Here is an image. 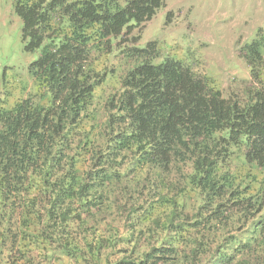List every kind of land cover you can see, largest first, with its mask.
Wrapping results in <instances>:
<instances>
[{"label":"trees","instance_id":"obj_1","mask_svg":"<svg viewBox=\"0 0 264 264\" xmlns=\"http://www.w3.org/2000/svg\"><path fill=\"white\" fill-rule=\"evenodd\" d=\"M13 1L38 56L0 96V264H264V32L223 96L124 45L163 0Z\"/></svg>","mask_w":264,"mask_h":264},{"label":"rangeland","instance_id":"obj_2","mask_svg":"<svg viewBox=\"0 0 264 264\" xmlns=\"http://www.w3.org/2000/svg\"><path fill=\"white\" fill-rule=\"evenodd\" d=\"M21 29L14 1L0 0V96L7 91L11 103L30 85L26 67L38 56L24 50ZM259 30L264 32V0H163L153 18L132 32L129 38L137 41L124 45L143 49L154 42L160 59L179 60L195 74L211 78L223 96L240 95L250 79L238 53ZM112 63L120 71L126 68L118 54L108 67Z\"/></svg>","mask_w":264,"mask_h":264}]
</instances>
